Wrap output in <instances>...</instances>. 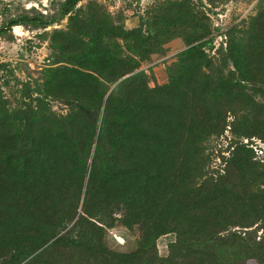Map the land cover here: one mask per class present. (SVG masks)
Wrapping results in <instances>:
<instances>
[{
	"label": "trees",
	"instance_id": "trees-1",
	"mask_svg": "<svg viewBox=\"0 0 264 264\" xmlns=\"http://www.w3.org/2000/svg\"><path fill=\"white\" fill-rule=\"evenodd\" d=\"M80 1L33 18L69 16L43 80L22 81L13 108L0 89V264H264V161L242 140L222 171L205 153L229 127L264 140V5L215 61L204 0L150 5L135 28ZM176 37L187 48L151 87L142 62ZM118 225L140 229L135 250L107 245Z\"/></svg>",
	"mask_w": 264,
	"mask_h": 264
},
{
	"label": "rangeland",
	"instance_id": "rangeland-1",
	"mask_svg": "<svg viewBox=\"0 0 264 264\" xmlns=\"http://www.w3.org/2000/svg\"><path fill=\"white\" fill-rule=\"evenodd\" d=\"M65 0H0V27L7 25L12 19L24 21L14 25L5 34L0 36V89L3 90L8 104L15 107L21 100L22 81L41 82L46 67L51 63L54 48L51 36L55 30H67L69 16L44 27L33 20L40 17L45 20L52 17L58 18L61 5ZM164 0H82L79 6H87L89 2H96L105 7L116 19L122 16L128 28L138 27L140 16L153 4ZM196 2L199 0H195ZM206 13L212 23L214 48L210 50L211 57L219 59L218 49L226 46V32L233 26L247 24V21L256 15L260 4L264 0H229L226 3L211 5L204 0ZM167 49L165 54L154 53L150 60L142 62L141 68L148 74L153 73L154 79L149 85L169 82L168 67L177 61L179 53L187 48L181 37H176L164 44ZM264 103L262 95L255 96ZM55 109L65 112L61 104H55ZM230 121L233 117L229 118ZM242 140L255 148L256 158L264 161V140L259 137L239 138L231 131L230 127L221 136H212L206 141L205 153L210 156L207 168L211 171H222L226 166V158L231 155L232 143ZM72 227V224L67 228ZM64 230L62 233H64ZM141 231L139 228L130 230L122 225L109 229L106 235L107 245L116 251L131 252L138 247ZM175 240V234L169 233L158 239L159 254L166 256L169 252L168 245ZM22 264V263H21Z\"/></svg>",
	"mask_w": 264,
	"mask_h": 264
}]
</instances>
